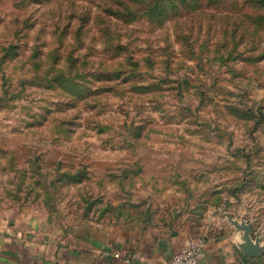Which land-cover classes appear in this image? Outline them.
Returning <instances> with one entry per match:
<instances>
[{"label":"rangeland","instance_id":"obj_1","mask_svg":"<svg viewBox=\"0 0 264 264\" xmlns=\"http://www.w3.org/2000/svg\"><path fill=\"white\" fill-rule=\"evenodd\" d=\"M259 0H0V210L264 229Z\"/></svg>","mask_w":264,"mask_h":264},{"label":"crops","instance_id":"obj_2","mask_svg":"<svg viewBox=\"0 0 264 264\" xmlns=\"http://www.w3.org/2000/svg\"><path fill=\"white\" fill-rule=\"evenodd\" d=\"M191 237L184 231L58 220L33 207L0 210V264H169ZM198 237L204 240L199 264H264V251L244 254L242 231L226 220Z\"/></svg>","mask_w":264,"mask_h":264},{"label":"water","instance_id":"obj_3","mask_svg":"<svg viewBox=\"0 0 264 264\" xmlns=\"http://www.w3.org/2000/svg\"><path fill=\"white\" fill-rule=\"evenodd\" d=\"M232 226L242 231L243 252L247 256L255 257L264 251V231L262 229L254 230L252 225L235 221Z\"/></svg>","mask_w":264,"mask_h":264},{"label":"built area","instance_id":"obj_4","mask_svg":"<svg viewBox=\"0 0 264 264\" xmlns=\"http://www.w3.org/2000/svg\"><path fill=\"white\" fill-rule=\"evenodd\" d=\"M203 248L204 240L202 237H191L187 246L175 254L169 264H199L203 255Z\"/></svg>","mask_w":264,"mask_h":264},{"label":"trees","instance_id":"obj_5","mask_svg":"<svg viewBox=\"0 0 264 264\" xmlns=\"http://www.w3.org/2000/svg\"><path fill=\"white\" fill-rule=\"evenodd\" d=\"M258 3L264 7V0H259Z\"/></svg>","mask_w":264,"mask_h":264}]
</instances>
